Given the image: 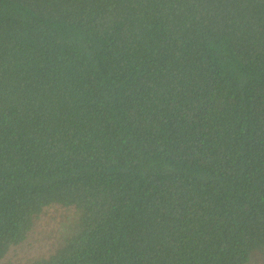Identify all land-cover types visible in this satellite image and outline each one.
I'll use <instances>...</instances> for the list:
<instances>
[{"label":"trees","instance_id":"16d2710c","mask_svg":"<svg viewBox=\"0 0 264 264\" xmlns=\"http://www.w3.org/2000/svg\"><path fill=\"white\" fill-rule=\"evenodd\" d=\"M264 258V0H0V264Z\"/></svg>","mask_w":264,"mask_h":264},{"label":"rangeland","instance_id":"374dc122","mask_svg":"<svg viewBox=\"0 0 264 264\" xmlns=\"http://www.w3.org/2000/svg\"><path fill=\"white\" fill-rule=\"evenodd\" d=\"M73 208L52 206L37 220L28 239L13 247L1 264H32L33 260L49 256L63 242L67 234L66 227L76 218ZM257 264H264L263 257L255 259Z\"/></svg>","mask_w":264,"mask_h":264}]
</instances>
